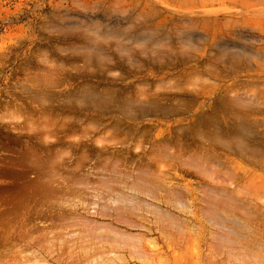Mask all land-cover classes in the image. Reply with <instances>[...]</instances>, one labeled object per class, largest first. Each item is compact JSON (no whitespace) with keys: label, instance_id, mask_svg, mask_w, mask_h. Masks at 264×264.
<instances>
[{"label":"rangeland","instance_id":"rangeland-1","mask_svg":"<svg viewBox=\"0 0 264 264\" xmlns=\"http://www.w3.org/2000/svg\"><path fill=\"white\" fill-rule=\"evenodd\" d=\"M154 98L162 101L169 98L170 103L179 104L183 111L165 117L152 114L136 120L122 117L128 124L135 123L139 129L148 127L144 135L139 136L135 131L130 140L126 134V137L121 135L127 130L121 129L125 126L117 128V131L114 129V138L119 132H123L117 138L127 139L124 143L128 145H123L120 140L122 145L115 142L116 139L107 135L111 132H105L106 127L118 119L120 114L95 110L104 108V103L108 106L118 101L125 108L131 106L130 101L156 100ZM127 99L131 100L126 101ZM122 100L129 105L122 103ZM97 102L99 105L101 103V107L94 108ZM188 102H191V105ZM131 108H125L128 114L134 110V106ZM46 115L47 117H44ZM50 115L53 118L59 115L58 119L65 121V116L71 120L79 116L77 119L81 117V121H84L77 123V120H72L73 123L67 122L64 128V120L60 119L58 124L54 122L56 125L52 126ZM96 115L97 118L106 120L107 125L99 120V132L87 125L88 132H84L89 133V137L85 136L80 127L89 123L87 119L90 117L96 118ZM37 117L43 122L41 125V122L34 121ZM41 118L48 120L50 127L43 128L46 123ZM196 118H200L201 125L196 126L198 133L194 137L188 130L190 123ZM30 119L32 124H28ZM96 121L94 120L92 125L98 126ZM179 126L181 128L177 129ZM171 129H176L177 132ZM114 130L110 131L114 133ZM177 134L183 136L186 147L193 145L197 150L211 147L213 153L215 151L213 157L217 154L214 159H218V162L212 158L214 163L212 159L211 163H207L209 160L200 161L194 157L193 161L205 163H199L197 167L198 164L192 161L193 164L190 162L189 167L176 165L177 169L167 168L171 177L175 174L172 177L174 182H179L180 185L188 184L190 187L192 195L190 193L191 196L188 197H192V200L189 206L193 205V213L189 214L190 208L189 211L185 208L184 212L181 210L184 207L178 209L180 216L185 218L184 225L178 224L182 227H176L177 223L182 224V220L178 221L176 226L166 222L167 228L164 222V225L160 222L163 226L161 230L153 226L150 233L147 231V236L154 241L145 239L147 243L144 242L143 246L148 252L154 250L149 252L152 258L148 261L130 258L126 264H264V0H0V264H26L27 261V264H34L38 257L33 252L39 250L40 255L49 262L67 264V250L59 248L64 246L59 244L61 241L57 238L53 243L47 241L48 229L38 233L42 226L46 228L51 225L52 219H57L55 212L61 207V203H57L60 201L58 194L51 191L49 193H53L47 195V189L45 188V191L43 186H39L42 184L39 183V177L43 175L39 173L40 168L37 172L38 166H33L36 163L33 161L36 151L43 150L45 156L52 155L53 163L60 169L59 173L54 169L59 175H50L52 181H49L57 186L65 182L63 185L67 189L73 187L65 189L68 193L77 186L75 192L78 193L90 190L109 192L113 188L108 186L111 185L109 181L94 180L99 177L95 166L103 163L101 156L108 154L106 152L107 154L102 155V143L108 145L109 150L117 152L120 149L123 152L125 149L123 153L129 156L134 153L142 155L141 148L140 153L138 148H133L136 141L143 142L142 145L145 144L147 149L155 142L163 143L166 138H172L170 145L181 149L175 141ZM92 138L100 142H91ZM45 149H50L51 152ZM135 149H138L137 152L133 151ZM83 151L89 158H82ZM149 154L153 153H145L143 160ZM30 164H33V168ZM52 165L49 167L52 168ZM152 167L156 168V164ZM210 167H216L215 171ZM90 170L91 180L80 177L81 173ZM246 170L249 172L243 176ZM214 175L220 177L221 182L228 180L235 188L237 185H244V177H249L252 181L250 187L253 197L248 195L247 201L249 204L258 203V209L256 204L245 207L241 203L239 205L242 206L235 207L232 203L234 200H223L226 204L227 199L232 210L235 209L234 215L241 220L244 221L245 215L250 216L246 217L251 227L249 230L229 223L224 224L223 226H226L222 228L223 223L219 225L215 219L219 216H216V213L211 214L214 212L209 213L212 210L208 206L206 193L209 194L213 190L208 183H212ZM54 176H57L54 179L56 181L53 180ZM229 179H232L233 183ZM36 180L38 183H35ZM225 183V188H233V185L231 187L229 183ZM236 195L233 199L242 198V194ZM64 197L66 196H63V202ZM68 198L65 202L74 203L77 200L79 204L80 196L77 195L76 198L71 195ZM54 199L57 202H52ZM220 199L216 198V204H220ZM206 200L208 202H205ZM213 200L215 202V199ZM65 202L62 207L71 208V204L67 203V206ZM223 202L221 208L227 211L228 207ZM50 204L55 208L50 207ZM202 210L206 212L203 213ZM256 210L263 212V216L255 212ZM255 222L257 223L254 225ZM230 230H233V233ZM234 231L239 235L234 234ZM245 231L251 236L249 239L243 238ZM43 232L44 236L40 237ZM33 235L37 236V239ZM42 237L45 238L44 241ZM230 239L239 243L235 241V244L234 240ZM151 243L156 245L155 249L152 246L150 249ZM252 245L256 246L255 250ZM50 247H56L58 251L51 253ZM20 248H25V251L22 250L25 254ZM17 251L23 253L22 260ZM31 251L34 257L31 256ZM248 251L250 253H247ZM26 253V258L31 260L24 258ZM124 253L128 254L126 251ZM55 257H60L62 261L57 263Z\"/></svg>","mask_w":264,"mask_h":264},{"label":"bare ground","instance_id":"bare-ground-1","mask_svg":"<svg viewBox=\"0 0 264 264\" xmlns=\"http://www.w3.org/2000/svg\"><path fill=\"white\" fill-rule=\"evenodd\" d=\"M99 86V85H98ZM119 96V95H118ZM125 98V97H124ZM123 97H122V99H124ZM141 99V98H140ZM154 99H156V100H153V99H151L152 101H149V99L148 100H146V101H138V100H133V102L132 101H130L129 103H130V105L132 106H134V110H132V112H130V114H128V112H127V110L129 109V108H131V106H129V107H127L126 105H124V107L127 109H125V108H123V106L120 104L121 102H116V103H114L115 101H113V100H110V101H113V103L114 104H111L110 103V105H108V106H106V104L104 103V105H105V107L104 108H102L101 107V103H100V105H99V101L97 102L98 104H96L95 103V107L94 108H98V107H101L100 109H95V110H97V112L98 111H100V112H102V113H109V112H117V113H119L120 114V117L118 118V119H116L114 122H112L109 126H107L106 128L109 130V131H107V129H106V131L105 132H107V133H110V134H107V135H109V137L111 136V138L112 139H116V141L115 142H119V143H121V142H123V145H125V144H127L128 145V143H124V142H127L128 140L127 139H123V137L122 138H117L121 133H123V132H119V133H117V137H115L114 138V134L116 135V133H115V130L114 129H116V131L118 130L117 128H119V127H122V126H125V127H122L121 129H127V130H125V133H123V134H121L122 136H124V137H126V136H128L129 137V140H130V138H131V136H132V134H134L135 135V131H136V133L140 136V135H144L146 132H147V128L146 127H144L143 126V128L144 129H139V127L134 123V124H128L127 122H125V120L124 119H122V117H125V118H129L130 120H136V119H140V118H146V117H148V116H151L152 114H157L158 116L159 115H162L163 117H165V116H168V115H172V114H175V113H182V109H180L179 108V104H174V103H170V101H168V99L169 98H166L165 99V101H162V99H160L159 100V98H154ZM172 99V98H171ZM128 100H131V99H127L126 101H128ZM163 100H164V98H163ZM190 100V99H189ZM120 101V100H119ZM177 101V100H176ZM190 101H192V100H190ZM195 101V100H194ZM101 102V101H100ZM104 102V101H103ZM107 103L109 102V101H106ZM132 102V103H131ZM173 102H175V101H173ZM186 102V101H185ZM93 103V102H92ZM122 103H128V102H124L123 100H122ZM129 103H128V105H129ZM182 104H183V102H181ZM189 103V102H188ZM191 103V102H190ZM189 103V104H190ZM91 104V103H90ZM185 104H187V103H185ZM184 104V105H185ZM93 105V104H92ZM91 105V106H92ZM97 105V106H96ZM188 105V104H187ZM191 105V104H190ZM182 107V106H181ZM190 107V106H189ZM45 108V107H44ZM87 108V107H86ZM90 108V107H89ZM133 108V107H132ZM131 108V109H132ZM185 108V107H184ZM51 109V108H50ZM55 109V108H54ZM47 110H49V109H47ZM52 110V109H51ZM12 111V110H11ZM20 111V110H19ZM18 111V112H19ZM189 111V110H188ZM21 112V111H20ZM30 112H31V110H30ZM45 112V111H44ZM186 112V111H185ZM9 113V112H8ZM51 113V112H50ZM53 113V112H52ZM31 114V113H30ZM67 114V113H66ZM31 115H34V114H31ZM43 115H45V113L43 114ZM49 115V114H48ZM65 115V114H64ZM68 115V114H67ZM73 115V114H72ZM103 115V114H102ZM23 116V115H22ZM30 116V115H29ZM59 116V115H58ZM58 116L56 117V115H55V118H53V117H51V115H50V119H49V121L52 123L51 125L53 126V124H55L54 122H57V124H58V122H59V120L60 119H62V118H59L58 119ZM87 116V115H86ZM94 116V115H93ZM90 117V119H87V120H89V123H85L86 125H84L83 124V126H81L80 128H82V131L84 132V131H86V132H88V127L89 126H87V125H90L91 127H93L94 129V131H98L99 132V124H100V121L101 122H103V123H105L106 122V120L105 121H103L102 120V118L101 119H99V118H97L98 116L96 115V118L95 117ZM205 116V115H204ZM17 117H18V115H17ZM42 117V116H41ZM44 117H47V115L46 116H44ZM64 117V116H63ZM201 117V116H200ZM65 118H67V120L65 121L64 119H62V120H64L63 122H62V127L67 123V122H72L73 123V121L72 120H77L76 122L77 123H80V121H81V117H80V119H77V118H79V116L77 117H75V119H72L71 120V118L70 117H67V116H65ZM117 118V117H116ZM35 119V118H34ZM41 119H44V118H41ZM107 119V121L109 120L108 118H106ZM128 119V120H129ZM204 119V118H203ZM45 120V123H46V126L45 125H43V128L45 127H47V126H49L50 127V125L48 124V123H50L48 120V123H47V121H46V119H44ZM71 120V121H70ZM78 120H79V122H78ZM94 120H97L96 122H97V124H98V126H95V125H92V123H94ZM100 120V121H99ZM150 121H151V119H149ZM35 122L37 121H39L38 123H40L41 122V120L40 119H38V117L34 120ZM84 121V120H83ZM83 121H81V123L83 122ZM147 121V120H146ZM152 121H154L155 122V120H152ZM86 122H88V121H86ZM91 122V123H90ZM144 123H145V121H143ZM142 122V123H143ZM153 122V123H154ZM177 121L175 120V123H176ZM199 122H201L200 121V118H196L195 120H194V122L193 123H190V129L188 130V131H190V133H191V136H194L195 134H197L196 133V131H198V130H196V126L199 124V126L201 125ZM207 122V121H206ZM29 123H33L32 122V120L30 119V121H28V124ZM43 122H41L39 125H41ZM143 123V124H144ZM151 123V122H150ZM180 123H182V122H180ZM208 123V122H207ZM35 124V123H34ZM33 124V125H34ZM68 124V123H67ZM76 124V123H75ZM106 124V123H105ZM105 124H103V126L105 125ZM206 124V123H205ZM36 125V124H35ZM56 125V124H55ZM70 125H71V123H70ZM81 125V124H80ZM107 125V124H106ZM147 125V124H146ZM145 125V126H146ZM155 125H156V123H155ZM154 125V126H155ZM169 125V124H168ZM176 125V124H175ZM178 125H179V121H178ZM231 125V124H230ZM66 126V125H65ZM64 126V128H66ZM77 126V125H76ZM79 126V125H78ZM101 126V125H100ZM181 126V125H180ZM177 127V129H180L181 127ZM182 126H183V124H182ZM34 127V126H33ZM36 127H37V125H36ZM58 127H60L59 125H58ZM67 127H69V126H67ZM71 127V126H70ZM69 127V128H70ZM87 127V128H86ZM140 127H141V125H140ZM168 127V126H167ZM184 127V126H183ZM224 127V126H223ZM51 128H53V127H51ZM61 128V127H60ZM102 128V127H101ZM111 128V129H110ZM166 128V127H165ZM175 128V127H174ZM73 129V128H72ZM75 129V128H74ZM90 129V128H89ZM105 129V128H104ZM103 129V130H104ZM149 129H150V127H149ZM167 129V128H166ZM166 129H165V131H166ZM229 129V128H228ZM59 130V129H58ZM66 130V129H65ZM110 130H114V133L112 132V131H110ZM120 130V129H119ZM162 130V129H161ZM161 130H159V132L161 131ZM172 130V129H171ZM230 130V129H229ZM57 131V130H56ZM75 130H73V132H74ZM120 131H122V130H120ZM127 131V132H126ZM132 131V132H131ZM173 132L175 131V132H177V130L176 129H174V130H172ZM188 131H187V134H188ZM48 132H50L49 130H48ZM86 132H84L85 134V136H88L89 135V133H86ZM90 132V131H89ZM101 132V131H100ZM103 132V131H102ZM167 132V131H166ZM166 132L164 133V135H166ZM46 133V132H45ZM75 133V132H74ZM74 133H72V134H74ZM78 133V132H77ZM90 133H92V132H90ZM96 133V132H95ZM129 135H128V134ZM151 133V132H150ZM149 133V134H150ZM160 133H162V131L160 132ZM160 133H158V134H160ZM172 133V132H171ZM76 134V133H75ZM125 134H126V136H125ZM136 134V135H137ZM181 134V133H180ZM186 134V135H187ZM200 134V133H199ZM43 135V134H42ZM68 135V134H67ZM76 135H78V134H76ZM82 135V134H81ZM106 135V137L110 140L111 138H109L108 136ZM120 135V136H121ZM172 135H173V133H172ZM175 135V134H174ZM181 135H183V133L181 134ZM179 136L178 134L176 135V139H175V136H174V139H175V141L177 142V144L179 145V147L181 148V149H176L175 147H174V145L172 146V145H170L171 144V142H172V138H166V140L163 142V143H161V142H159V143H156L155 142V144H153L152 145V143H151V147H148L147 149H146V145L144 146V145H142V143L143 142H141L140 140H138V142L136 141V140H134V141H136L135 143L134 142H132V141H129V142H131V143H134L135 144V147H133V148H138L139 149V151H138V153H140L141 152V150H140V148L142 149V155H140V154H136V153H134L133 154V156H129V155H127V154H124L123 152L125 151V149L123 150V152H121L122 150H120L119 148V150L116 152V150H109V148L110 147H107L105 144H103L102 142V145H104L103 147V149H99V147H96V149L98 148V150H100L101 152H102V155H103V153H106L107 155L106 156H101V154H100V156L102 157V159L101 158H99V160L101 159V161H103V163L101 164L100 163V165H98L97 167L95 166V168H96V170L97 171H99L98 173H99V177L97 178V179H94V180H100V181H98V182H104V181H109L110 183H111V185H108L109 187H113L112 188V191H109V189L107 190V191H109V192H106V191H102V190H94V191H92V190H90V191H87V192H82V193H78V192H75V189L78 187H76L73 191H71L70 193H68V191L67 190H69L70 188H73V187H70L69 189H67V188H65L66 186H64L63 184L65 183H61V185H63V186H61L60 184H58L59 186H57V185H54L52 182H50V181H52L51 180V178H49L50 177V175H51V177H52V175L54 174L55 175V173H56V175H59V174H57V172L59 173V171H58V169H60L59 168V166L57 167L56 165H55V163H53V159H52V155L51 154H49L50 152H49V150L50 149H48V151H47V149H45L47 152H49L48 154L49 155H47V156H45L43 153V150H42V152L41 151H36L35 153H34V155H33V161H35V162H30V163H35L34 165L33 164H30V167H31V165H33V166H38L37 168H38V170H37V172L39 171V168H40V174L42 173V175L43 176H41V177H39V183H42L41 185H39L40 187H42L43 186V188H44V190H45V188L47 189V195H51L53 192H55V193H53V194H58V201L59 202H57L55 199V201H52V202H57L58 204L59 203H61V207L60 208H57V206H56V210L55 209H51L52 211H56L55 212V218H57V219H52L53 221H52V223H51V225L49 224V226L47 225L46 226V228L44 227V226H42L40 229H39V231H38V233L40 234V232H42L43 230H45V229H48V230H46L45 232L47 233L46 235H48V236H46L47 238H46V240L48 241L49 240V242L50 241H52V243H53V241L57 238V240H59V241H61V242H59V244L61 243V245H64L63 247H59V248H61V250H63V249H66L67 250V254H68V259H66L65 261H67L66 263L67 264H126V262H127V260L128 259H142L143 261L146 259L147 261H148V259H151L152 258V256H150V253L149 252H152V251H154V250H152V251H146V249H145V247H143L144 246V242H146L145 241V239H147L148 241H152L153 240V238H151V237H148L147 236V231L150 233L152 230H153V226L154 227H156L158 230H161L162 228H163V226H161L162 224H160V222H164L165 223V228H167V224H176L178 221L179 222H181L180 220H182V224L181 223H177L175 226L176 227H179L180 225H184V221H183V219H185V218H183L182 216H180V214L178 213L179 212V210H180V208L181 207H184L183 209L181 208V210L183 211L185 208H187V210L189 211L191 208H192V206H189V205H191L190 203V200H192L191 198H189L188 197V195L191 193V189H190V187L188 186V184H182V185H180L179 184V182L177 183V182H174L173 181V175H175V174H173L172 175V177L170 176V174H169V172L167 171V168L168 169H170L171 167L172 168H176L175 166L176 165H188V167H189V165H190V162H191V164H193L192 163V159L195 157V158H197V159H199L200 161H205L206 160V162L209 160V162H207V163H211V159L213 158H217V157H213V154L215 153V151H214V153H213V151H212V148L211 147H209V146H207V147H203L204 149H202V150H197L195 147L196 146H194V148L191 146V147H186L185 145H184V142H183V136ZM203 135V134H202ZM205 135V134H204ZM56 136V135H55ZM58 136V135H57ZM56 136V137H57ZM92 136V135H91ZM90 136V137H91ZM155 136H156V134H155ZM160 136V135H159ZM163 136V135H162ZM170 136V135H169ZM46 137V136H45ZM59 137V136H58ZM89 137V136H88ZM127 137V138H128ZM143 137V136H142ZM157 137H158V135H157ZM195 137V136H194ZM49 138V137H48ZM53 138V137H52ZM55 138V137H54ZM82 138H83V136H82ZM100 138V137H99ZM138 138V137H137ZM137 138H134V139H137ZM144 138V137H143ZM152 138V137H151ZM186 138V137H185ZM45 139V138H44ZM79 139V138H78ZM101 139H103V138H101ZM112 139H111V141H112ZM122 139V140H121ZM202 139V138H201ZM41 140H43L42 138H41ZM46 140V139H45ZM92 140L94 141V140H96V142L98 141V142H100L98 139H91V142H92ZM113 140V141H114ZM121 142H120V141ZM126 140V141H125ZM133 140V139H132ZM141 140H142V138H141ZM153 140V139H152ZM155 140V139H154ZM170 140H171V142H170ZM44 141V140H43ZM47 141V140H46ZM143 141V140H142ZM148 141V140H147ZM162 141V140H161ZM174 141V140H173ZM153 142V141H152ZM190 142V141H189ZM194 142H196L197 143V141L195 140ZM49 143V142H48ZM79 143V142H78ZM118 143V144H119ZM186 143H188V142H186ZM46 144V143H45ZM133 144V145H134ZM140 144L142 145V146H140ZM174 144H176V143H174ZM191 144V143H190ZM198 144V143H197ZM197 144H195V145H197ZM121 145H122V143H121ZM132 145V146H133ZM132 146H131V148H132ZM176 146V145H175ZM30 147V146H29ZM102 147V146H101ZM117 147V146H116ZM118 147H120V146H118ZM128 147V146H127ZM48 148V147H47ZM129 148H130V146H129ZM128 148V149H129ZM111 149H114V148H111ZM138 149H135V150H133V151H135V152H137L136 150H138ZM148 149H151V150H149V151H151V153H153L152 155H147L148 157L146 158H144L145 160H143V155L145 154V153H147V152H149L148 151ZM30 150H31V148H30ZM97 150V151H98ZM35 151V150H34ZM59 151V150H58ZM86 151V150H85ZM85 151H83L82 153H81V155H82V158L84 157V158H89V157H87L88 155L85 153ZM130 151H132V150H130ZM39 152H41V153H39ZM99 152V151H98ZM97 152V153H98ZM187 152H189L188 154H187ZM39 153V154H38ZM95 153H96V151H95ZM129 153H132V152H129ZM29 154H30V152H29ZM47 154V153H46ZM32 155V154H31ZM99 155V154H98ZM105 155V154H104ZM131 155V154H130ZM136 157H135V156ZM219 156V155H218ZM250 156V155H249ZM32 157V156H31ZM99 157V156H98ZM30 158V157H29ZM54 158V157H53ZM222 158V157H221ZM31 159V158H30ZM98 159V158H97ZM213 159H212V162L214 163V161H213ZM229 159V158H228ZM246 159V158H245ZM250 160H251V158H249ZM32 160V159H31ZM199 160H195V161H193L196 165H197V167H199V163L201 164H204L203 162H200ZM215 161L217 160V162H218V159H214ZM221 160V159H220ZM247 160H248V158H247ZM249 160V161H250ZM51 161H52V163H51ZM63 161V160H62ZM189 161V162H188ZM59 162H61V161H59ZM98 162H100V161H98ZM127 162H129L128 164H127ZM188 162V163H187ZM220 162V161H219ZM253 161H251V163H252ZM156 164V168H154V167H152L153 166V164ZM216 163V162H215ZM254 164L256 163V161L255 162H253ZM53 164V165H52ZM56 164H57V162H56ZM58 164H60V163H58ZM29 164H27V166H28ZM52 165V168L51 167H49V166H51ZM64 165V164H63ZM97 165V164H96ZM195 165V166H196ZM26 166V167H27ZM180 167V166H179ZM183 167V166H182ZM181 167V168H182ZM204 167H208V166H204ZM31 168H33V167H31ZM35 168V167H34ZM52 170H51V169ZM89 168V167H88ZM93 168H94V166H93ZM213 171H215V169H216V167H214V168H212V167H210ZM210 168H207V170L208 169H210ZM240 168H242V167H240ZM23 169V168H22ZM54 169H56L57 170V172H55L56 170H54ZM85 169V168H84ZM83 169V170H84ZM177 169V168H176ZM199 169V168H198ZM202 169H204V168H202ZM201 169V170H202ZM210 169V170H211ZM243 169H245V167L243 168ZM26 170H30V169H26ZM211 170V171H212ZM50 171L51 172H53L54 171V173H50ZM71 171V170H70ZM200 171V170H199ZM198 171V172H199ZM206 171V170H205ZM256 171V170H255ZM61 172V171H60ZM90 172H91V170L90 171H86V172H84V173H81V176L80 177H82V178H88L89 180H91V175H90ZM210 172V171H209ZM248 170H246V171H244V175L243 176H245V175H247L248 174ZM94 173V172H93ZM173 173V172H172ZM221 173H223V172H221ZM246 173V174H245ZM92 174V173H91ZM206 174H207V172H206ZM209 174V173H208ZM220 174V173H219ZM226 174V173H225ZM228 174V173H227ZM233 174H234V171H233ZM92 175H94V174H92ZM215 175H217V174H215ZM214 175V177L212 178V183L210 184V183H208L209 185H211L210 186V188L211 189H213V190H215L213 193H212V191L213 190H211V192L208 194V193H206L207 195H208V199H209V202H208V200H206L205 202H208V206H210L211 208V210L212 211H210L209 213H211V212H214V213H211V214H214L215 215V213H216V216H219V217H221V218H215V219H217L218 221V223H220L219 225H221V223H223L221 226H222V228L223 227H225V226H223L224 224H226V223H229V224H232V226L233 225H236L237 227H241L242 229H247V230H249L251 227L249 226V224H248V219L247 218H249L247 215H245L246 217H243V218H245L244 219V221H243V219L241 220V218L240 217H236L235 215H234V212L233 211H235V209L233 208V210H232V208H231V204H229L228 203V201H227V199L225 200V202H227L226 204L223 202V200L225 199V198H228V199H231V201L232 200H234V201H237V203L236 202H234V201H232V203L234 204V206L236 207V206H238L239 204H243V206H245V207H249L250 205H255L256 203L254 202L255 201V199H254V203L252 204V202H250V204L248 203V195H250V197H253V191H251V187H250V184H251V180L249 179V177L248 178H245L244 177V185H237L236 186V188L234 187V185L233 184H230L229 182H228V180L227 181H225V182H227V183H229L230 185H231V187H232V185H233V188H228L227 186V188H225L224 187V185L226 184L225 182H221V180H219V178H218V176H215ZM235 175H237V174H235ZM60 176H62V175H60ZM59 176V177H60ZM210 176H212V175H210ZM252 176H254V174L252 175ZM55 177H57V176H54L53 177V180L55 179ZM175 177V176H174ZM229 177V176H228ZM235 177V176H234ZM242 177V176H241ZM68 178V177H67ZM82 178H79V179H82ZM232 178V177H231ZM257 178V177H256ZM38 179V178H37ZM87 179V180H88ZM233 179V178H232ZM232 179H229L230 180V182L231 183H233L232 182ZM259 179V178H258ZM48 180V181H47ZM50 180V181H49ZM68 180H69V178H68ZM74 180H77L76 178H74ZM86 180V179H85ZM224 180V179H223ZM236 179L234 178V181H235ZM54 181H56V180H54ZM53 181V182H54ZM111 181H113V183L111 182ZM49 182V183H48ZM63 182V181H62ZM69 182H70V180H69ZM71 182H73V181H71ZM79 182V181H78ZM84 182V181H83ZM94 182H97V181H94ZM203 182H205V181H203ZM210 182V181H209ZM35 183H38V181L36 180V182ZM58 183H60V182H58ZM91 183V182H90ZM68 184H70V183H68ZM88 184V183H87ZM86 184V185H87ZM92 184V183H91ZM97 184V183H96ZM98 184H101V183H98ZM67 185V184H66ZM93 185V184H92ZM144 186H146V188L144 187ZM201 186V185H200ZM241 186V187H240ZM67 187H69V186H67ZM89 187H91V185H89ZM97 187H99V186H97ZM144 187V188H143ZM208 187L209 186H207V189H208ZM202 188V187H201ZM65 189H67V190H65ZM87 189V188H86ZM89 189V188H88ZM234 190H236V192H234ZM41 191H42V189H41ZM46 191V190H45ZM44 191V192H45ZM51 191H53L51 194L49 193V192H51ZM83 191V190H82ZM251 191V192H250ZM259 192V191H258ZM45 193V194H46ZM252 194V196H251V194ZM236 194H242V200L241 199H239V198H234L233 199V197H236L237 195ZM260 194V193H259ZM67 195H69L68 197L70 198V196L71 195H73V197H76L77 198V195L78 196H80V198L78 199L79 201V204L75 201L74 203H70V202H72L73 200H71L72 199V197L70 198V202H65L66 201V198H68L67 197ZM191 195H192V193H191ZM191 195H189V196H191ZM236 195V196H235ZM255 195V194H254ZM258 195V194H257ZM256 195V196H257ZM261 195V194H260ZM63 196H66V198H65V203H66V205L68 206L69 204H71V208H67V209H65V207H62V206H64V205H62V204H64V202H63ZM219 196V197H218ZM259 196V195H258ZM35 197V196H34ZM50 197V196H49ZM196 197V196H195ZM55 198H57V196L55 197ZM61 198V199H60ZM68 198V199H69ZM197 198V197H196ZM207 199V197H204V199ZM216 198L218 199V198H223L222 199V202L225 204V206H227L228 207V210H230V211H226L223 207L221 208V199H220V204H216ZM256 198V197H255ZM259 198V197H258ZM262 198V197H261ZM73 199H75V198H73ZM213 199H215V202H214V200ZM236 199V200H235ZM238 199V200H237ZM36 200V199H35ZM34 200V201H35ZM44 200H46V199H44ZM43 200V201H44ZM251 200H253V199H251ZM250 200V201H251ZM262 200V199H261ZM260 200V201H261ZM33 201V200H32ZM48 201V200H47ZM46 201V202H47ZM49 201H50V198H49ZM258 201V200H257ZM63 202V203H62ZM41 203V202H40ZM44 204H45V201L43 202ZM57 203H56V205H57ZM67 203H69V204H67ZM54 204V203H53ZM193 204V203H192ZM207 204V203H206ZM228 204L230 205V208H229V206H228ZM232 204V205H233ZM258 204V203H257ZM256 204V205H257ZM33 205V204H32ZM31 205V206H32ZM38 205H39V203H38ZM40 205H42V204H40ZM52 204H50V207H54L55 206V204H54V206H51ZM217 205H218V207H217ZM219 205H220V207H219ZM255 205V206H256ZM264 205V204H263ZM29 206V205H28ZM42 206H44V205H42ZM42 206L40 207L41 209H42ZM200 206V205H199ZM216 206V207H215ZM223 206V205H222ZM240 206H242V205H239L238 207H240ZM260 206V205H259ZM70 207V206H69ZM201 207V206H200ZM226 207V208H227ZM254 207V206H253ZM258 207V205L256 206V208ZM261 207V206H260ZM259 207V208H260ZM263 207V206H262ZM39 208V207H38ZM55 208V207H54ZM190 208V209H189ZM205 208V207H204ZM255 207H254V209L253 210H255L256 209ZM50 209H48L49 211H50ZM179 209V210H178ZM199 209V208H198ZM206 209V208H205ZM209 209V208H208ZM209 209V210H210ZM240 209V208H239ZM245 209V208H244ZM249 209V208H248ZM258 209V208H257ZM261 209V208H260ZM259 209V210H260ZM207 210V209H206ZM242 210V209H241ZM262 210V209H261ZM260 210V211H261ZM39 211V210H38ZM204 211L205 210H202V212L204 213ZM240 211V210H239ZM260 211H255V212H258V213H260ZM181 212V211H180ZM184 212V211H183ZM206 212V211H205ZM242 212V211H241ZM245 212V211H244ZM40 213V212H39ZM42 213V212H41ZM186 213V212H185ZM184 213V214H185ZM192 214L193 212H192V209H191V211H189V214ZM209 213H205V214H209ZM253 213V212H252ZM263 212H261L260 214H262ZM51 214H53V212L51 213ZM264 214V213H263ZM263 214L261 215V216H263ZM214 215H212V216H214ZM45 216V215H44ZM52 216V215H51ZM210 216V215H209ZM256 216V215H255ZM260 216V215H259ZM47 217V216H46ZM253 218V217H252ZM211 219H213V217L211 218ZM251 219V218H250ZM257 219H259V218H257ZM46 220V219H45ZM214 220V219H213ZM259 220H261V219H259ZM185 221H187V220H185ZM45 222V221H44ZM166 222H168L167 224H166ZM225 222V223H224ZM252 222V221H251ZM262 222V221H261ZM1 223V222H0ZM41 223V222H40ZM39 223V224H40ZM164 223H163V225H164ZM187 223V222H186ZM257 222H255L254 223V225L256 224ZM38 224V225H39ZM47 224H48V222H47ZM178 224H180V225H178ZM261 224V223H260ZM37 225V226H38ZM45 225V224H44ZM172 227V226H171ZM180 227H182V226H180ZM230 227V226H229ZM235 227V226H234ZM233 227V228H234ZM36 228V227H35ZM156 228H154V230H157ZM228 228V227H227ZM231 229V228H230ZM40 230H42V231H40ZM137 230V231H136ZM164 230V229H163ZM229 230V229H228ZM252 230H254V229H252ZM233 230H230V232H232ZM45 232H43V233H41V235H40V237L41 236H44V235H42V234H45ZM215 232V231H214ZM223 232H226V231H223ZM228 232V231H227ZM239 232V231H238ZM233 233V232H232ZM231 233V234H232ZM236 232L234 231V234H235ZM241 233V232H240ZM243 233V232H242ZM241 233V234H242ZM245 233V234H244ZM243 234H244V236H243V238L245 237V238H248L249 236H248V231H245ZM39 234H37L38 236H39ZM218 234V233H217ZM224 234V233H223ZM222 234V235H223ZM230 234V233H229ZM233 234V235H234ZM236 234H238L239 235V233H236ZM240 234V235H241ZM260 234V233H259ZM220 235V234H219ZM221 236V235H220ZM220 236H219V238H220ZM224 236V235H223ZM237 236V235H236ZM242 236V235H241ZM260 236V235H259ZM32 236H30V238H31ZM33 237L34 238H36L37 239V236L35 237L34 235H33ZM232 237V236H231ZM230 237V238H231ZM235 239H236V237H235V235L233 236ZM232 237V238H233ZM240 237V236H239ZM251 237V236H250ZM249 237V238H250ZM262 237V236H261ZM225 238V237H224ZM228 238V239H227ZM227 240H228V242H229V237L227 236ZM248 238V239H249ZM41 239H43V241H44V237H42ZM40 239V240H41ZM252 239H254V238H252ZM256 239V238H255ZM39 240V241H40ZM46 240H45V243H47L46 242ZM231 240V239H230ZM234 239H232L231 241H233ZM246 240V239H245ZM251 240V239H250ZM28 241V240H27ZM27 241H26V243H27ZM154 241V240H153ZM230 241V242H231ZM237 242V240H234V243L235 244H237V243H239V242ZM255 242H256V240H254ZM216 242V241H215ZM227 242V241H226ZM248 241H246V243H247ZM253 242V241H252ZM254 242V244H256ZM54 243H56V242H54ZM58 243V242H57ZM56 243V244H57ZM147 243V242H146ZM232 243V242H231ZM241 243V242H240ZM246 243H244V244H246ZM37 244H39V243H37ZM51 244V243H50ZM55 244V245H56ZM152 245H149L150 246V249H151V246H152V248H154L155 249V247H156V245L155 244H153V243H151ZM243 244V243H242ZM253 244V243H252ZM260 244V243H259ZM262 244H264V243H262ZM46 245H48V244H46ZM54 245V244H53ZM21 246V245H20ZM51 246H52V244H51ZM60 246V245H59ZM239 246V245H238ZM241 246H243V245H240L239 247H241ZM256 246H258V244L256 245ZM256 246H253L252 245V249H254ZM23 247V246H22ZM25 247V246H24ZM46 247V246H45ZM53 247V246H52ZM232 247V246H231ZM244 247V246H243ZM261 247H262V245H261ZM26 248V247H25ZM25 248H24V250L23 249H21L20 248V250L22 251H25ZM44 248V247H43ZM230 248V247H229ZM263 248V247H262ZM19 249V248H18ZM50 251H51V253L54 251V252H56V251H58V249L55 247V248H51L50 247ZM234 250H235V248H233ZM240 249V248H239ZM241 249H243V248H241ZM249 249V248H248ZM60 250V251H61ZM121 250H125L128 254H126V253H124L123 251H121ZM255 250V249H254ZM253 250V252H255ZM264 250V249H263ZM22 251V252H23ZM34 251V250H33ZM40 251V250H39ZM39 251H34L33 252V254H35L37 257H35V258H37V259H35L34 260V264H55L54 262L53 263H51V262H49L47 259H45V258H43L42 257V255H40L41 253L39 252ZM238 251V250H237ZM245 251H247V250H245ZM244 251V252H245ZM18 252V251H17ZM21 252V253H22ZM26 252L28 253L29 252V250L27 251V249H26ZM49 252V251H48ZM53 252V253H54ZM252 252V253H253ZM257 252V251H256ZM19 253V252H18ZM21 253H19V254H21ZM24 254H25V252H23ZM22 253V254H23ZM27 253H26V255L24 256V258H26V256H27ZM50 253V254H51ZM247 253H250L249 251L247 252ZM246 253V254H247ZM18 254V255H19ZM22 254L21 255H19V256H22ZM28 254H30V253H28ZM43 254V253H42ZM255 254V253H254ZM63 255V254H62ZM29 256V255H28ZM31 256H33L32 255V251H31ZM45 256V255H44ZM59 256V255H58ZM57 256V257H58ZM129 256V257H128ZM34 257V256H33ZM57 257H55V260H56V262L57 263H60L62 260L60 259V257L59 258H57ZM62 257V256H61ZM247 258H248V255L246 256ZM21 260L23 259V256H22V258L21 257H19ZM28 258V257H27ZM26 258V259H27ZM57 258V259H56ZM29 259V258H28ZM29 260H31V259H29ZM54 260V261H55ZM141 260V261H142ZM142 261V262H143ZM150 261V260H149ZM19 262H22V261H19ZM28 262V261H27ZM27 262H26V264H27ZM31 262V261H30ZM253 262H255V261H253ZM262 262V261H261ZM22 264V263H21ZM24 264V263H23Z\"/></svg>","mask_w":264,"mask_h":264}]
</instances>
